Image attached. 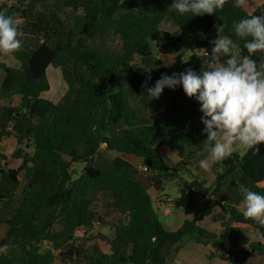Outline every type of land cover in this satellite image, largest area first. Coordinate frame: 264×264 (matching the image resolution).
<instances>
[{"label":"trees","instance_id":"trees-1","mask_svg":"<svg viewBox=\"0 0 264 264\" xmlns=\"http://www.w3.org/2000/svg\"><path fill=\"white\" fill-rule=\"evenodd\" d=\"M171 3L1 1L0 12L13 17L22 46L13 52L18 66L0 62V142L13 135L12 156L22 162L18 168L6 167L0 153V224H7L0 244L9 248L0 264H54L56 259L62 264H171L186 240L207 245L217 238L198 223L214 206L227 215L221 227L229 230V248L221 258L248 264L264 254V224L243 215L241 192L243 186L264 195V144L255 153L246 148L214 164V180L206 185L191 171L210 154L199 104L177 86L164 106H156V100L145 99L142 87L145 82L153 87L161 75L188 68L199 73L207 67L217 58L211 51L216 27L221 36H232L239 55H247L231 25L264 14V2L226 0L216 14L192 17L174 12ZM165 21L176 26V34L163 27ZM154 49L164 55L190 51L194 57L170 67L157 62L153 69L147 60ZM49 66L60 69L66 87L56 103L40 97L48 90ZM102 146L105 152L143 158L148 181L163 202L191 210L193 217L167 230L148 185L138 177L139 167L118 155L106 156ZM160 146L173 149L180 159L168 163ZM73 162L84 164L78 177L70 170ZM21 174L26 182L17 193ZM173 182L179 194L170 198L164 191ZM104 192L111 194L116 209L111 220L95 207ZM198 196L208 200L195 206ZM94 224L112 230L105 239L108 252L97 241L81 243L75 236ZM252 229L259 231L258 241H251Z\"/></svg>","mask_w":264,"mask_h":264},{"label":"clouds","instance_id":"clouds-1","mask_svg":"<svg viewBox=\"0 0 264 264\" xmlns=\"http://www.w3.org/2000/svg\"><path fill=\"white\" fill-rule=\"evenodd\" d=\"M225 3L226 0H172L169 8L192 17L216 14ZM19 32L13 17L0 12V53L21 48ZM231 32L242 41L247 55L235 54L237 45L232 36L222 35L213 41L211 51L216 54V60L199 73L188 68L171 76L161 75L153 87H148L147 82L142 85L146 100L159 99L165 88L175 90L179 86L188 98H194L199 104L200 121L204 125L202 135L206 134L210 153L198 164L205 172L230 157L237 145L255 153L264 144V14L239 19L232 23ZM258 53L260 58H255ZM221 55L227 57L223 62L219 60ZM160 61L164 67L174 63L167 58ZM142 167L145 165L139 166V170L146 175ZM241 192L243 215L264 224V195L243 186ZM169 212L165 210V214ZM8 251L7 244H0V255Z\"/></svg>","mask_w":264,"mask_h":264},{"label":"rangeland","instance_id":"rangeland-1","mask_svg":"<svg viewBox=\"0 0 264 264\" xmlns=\"http://www.w3.org/2000/svg\"><path fill=\"white\" fill-rule=\"evenodd\" d=\"M1 1L2 0H0V3H1ZM259 2L261 4L264 2V0H259ZM163 27L171 30L173 32V34H176L177 28H176V26H174V24L172 22L165 21ZM213 35L215 38L214 40H216L217 38H219V36H221L220 31L217 27L214 29ZM200 53H201V51L197 52V54H200ZM234 53L238 54V52L236 50H234ZM162 55H164V54H162ZM162 55L154 49L152 52L151 58L147 60V63L149 64V66L152 67L153 69H156L158 67V65L156 63L157 62L161 63L160 60H163L165 58L173 59L174 63H175L177 61H186V60H189L192 57H194L193 53L190 51H183V52H180V53H177L174 55H164V56H162ZM221 56H223V55H221ZM221 56L219 57V60H220V62H223L224 59ZM214 60H216V58H214ZM214 60H212V61H214ZM0 62H4L10 66L18 65V62L14 59L13 52L7 53V54L0 53ZM3 74L4 73L0 69V81H1ZM46 75H47V79L49 82L48 90L42 92L40 94V97L43 99H47L53 103H56L61 98V96L64 94V92L66 90L65 82L63 81L60 69H58V68H54L52 66H49L47 68ZM175 90H169V89L165 88L163 90L162 94L160 95L159 99H155L157 101V103H155V105L156 106H164L166 104V98H168L169 95L173 94L175 92ZM17 100L18 99L15 98L14 101H17ZM4 103H8V102L4 101ZM7 130L11 133L10 128H7ZM15 147H16V138L13 137V135H6L4 137V139L2 140V142H0V153H2L6 157V162L8 163V165L6 167L18 168L22 162L21 159L15 158L12 156ZM30 150H31V148L27 149V151H30ZM101 151H103L104 154L108 157L115 155V152H112V153L111 152L110 153L105 152L104 147H101ZM245 151H246L245 146L237 145L234 148L233 152H238L239 154L242 155ZM125 157L127 159H130L127 155H125ZM205 157L202 159H205ZM83 167H84L83 163H74V162L71 163L70 164V170H71L73 176L78 177V175L81 173ZM204 172L205 171H203V173ZM209 172L210 171H207L206 174H208ZM211 172L213 173L212 168H211ZM185 178H186V175L184 176V179ZM186 179H188V178H186ZM206 180L209 181L210 176ZM25 182H26L25 177L23 176V174H21L20 175V185H19V188L17 190V193H21V190H22L23 186L25 185ZM165 193H167L170 198L177 197L179 193H178L176 183L175 182L168 183L166 185ZM157 203L158 202H155V201L153 202V205H154V208L156 210V214H157L158 219L161 222H164L165 220H166V222H169V220L172 219L173 213L170 212L171 214H169V215H165L164 213H165L166 209L173 210V208L170 206V204L167 206V205H163V203L162 204H159V203L157 204ZM164 204H167V203H164ZM95 207L101 213V215L104 216V218L106 220H111V218H112L111 216L113 215V211L115 208L113 207V199H112V196L110 193H107V192L101 193L98 197V200L95 203ZM181 211H182L181 213H185V211H183V210H181ZM190 215L193 217L191 211H190ZM100 228L103 229L104 231L99 232ZM55 229L58 230L59 226H55ZM112 233L113 232L110 228L101 227V225L94 224L91 228H88L87 230H85L84 228L79 229L76 232L75 236L78 239H81V243H93V241H100V242H102L101 246H102L103 250L107 251V249H108L107 244L108 243H106L107 240H105V239L110 238L112 236ZM1 234H2V230L0 228V235ZM248 234H249L251 241H258L260 239L259 231L256 229L250 230L248 232ZM97 235H99L100 238H97ZM225 241H226V231H220L218 233L216 242H218L220 244V243H224ZM42 245L43 246H49V244L47 242H44ZM56 253H57V251H56ZM196 257L198 260H201L200 257H198V254ZM209 257H210V255H209ZM54 264H62V262L59 259H56ZM248 264H264V254H262L260 256L254 255V257L249 261Z\"/></svg>","mask_w":264,"mask_h":264},{"label":"crops","instance_id":"crops-1","mask_svg":"<svg viewBox=\"0 0 264 264\" xmlns=\"http://www.w3.org/2000/svg\"><path fill=\"white\" fill-rule=\"evenodd\" d=\"M12 66H18V65H12ZM3 77H4V74H3L2 78H1V80L3 79ZM158 151H159V154L168 163H175V162H177L180 159L178 154H177V152L174 151L173 149L167 147V146H160ZM112 152L113 151H111V153ZM117 155L122 157V158H124V159H126V160H128L129 162H132L133 164H136L138 167L145 163V160L143 158H138V157H135V156H132V155H128V154H125V153H120L119 154V153L115 152V155L114 156H110V158H113V157H115ZM125 155H127L130 159H127L125 157ZM208 156H206L205 159ZM198 164H199V162H197L193 166V168L191 169L192 172L197 177H199L200 179H204V180H206L210 176V180L209 181L206 180V185H210L213 182V180H214V174L211 172V170H209L210 172L208 174H206V172L203 173V171L198 168ZM138 177L145 184L148 185V192L150 193V195H151V197L153 199V202L155 201V202H158L159 204L163 203V205H167V206L169 205L168 203L164 204L163 200L159 197L158 193H156L154 191V189L151 187L146 175L144 173H141L140 170H139ZM183 211H185V213H181L182 212L181 210H175V209L170 210V212L173 213L172 219H170L169 222H166V220L164 222H162L164 227L167 230H170V231L176 230L177 228H179V226H181L183 221L192 218V216L190 215V211L191 210H183ZM170 212L168 214H165V213L164 214L165 215H169V214H171ZM115 214H116V209H114L113 215L111 217L113 218L115 216ZM226 220H227V215L219 207L214 206L212 208L211 213L209 215L204 216L200 221H198V223L202 227H205V228H207L210 231H214L217 234L220 231H226V241L224 243H220L219 244L218 242H216V239H217L216 238L215 240H213L209 244L203 245V244H200V243L196 242L193 239H188V240H186L184 242V244L182 245L180 251L175 256V258H174V260L172 261L171 264H229V262L227 260L221 258V255L223 253H225L228 250V248H229V245H228V242H227V234H228L229 230L221 227V223L223 221H226ZM0 228L2 230V234L0 235V239H1L5 235V232L7 230V224L6 223H1L0 224ZM102 231H104V230L100 228L99 232H102ZM97 243L99 244V246L103 250V248L101 246L102 242L97 241ZM107 246H108V244H107ZM103 251H105V250H103ZM105 252H108V249ZM197 254H198V257H200L201 260L197 259V257H196ZM209 255H211V257H209Z\"/></svg>","mask_w":264,"mask_h":264},{"label":"built area","instance_id":"built-area-1","mask_svg":"<svg viewBox=\"0 0 264 264\" xmlns=\"http://www.w3.org/2000/svg\"><path fill=\"white\" fill-rule=\"evenodd\" d=\"M141 170L142 171H145L146 170V167H142ZM207 200H208V197L207 196H205V197L198 196V197H195V199L193 200V203H194L195 206H201Z\"/></svg>","mask_w":264,"mask_h":264}]
</instances>
